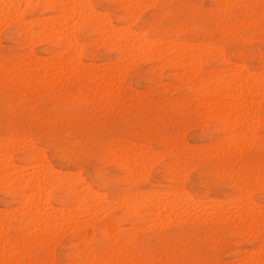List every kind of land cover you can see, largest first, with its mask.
Here are the masks:
<instances>
[{"label":"rangeland","instance_id":"1","mask_svg":"<svg viewBox=\"0 0 264 264\" xmlns=\"http://www.w3.org/2000/svg\"><path fill=\"white\" fill-rule=\"evenodd\" d=\"M12 1L24 5L23 22L0 18L5 24L0 26V143L13 147L5 156L15 177L34 171L43 179L42 195L34 202L38 208L33 206L29 217L48 220L53 233L38 237V222L18 228L24 196L37 192L1 183L0 255H6L0 264H264V0H74L111 27L138 33L121 45L138 47L141 40L142 48L164 45L175 51L185 45L198 47V53L186 57L178 51L168 59L125 51L119 58L94 24L72 18V24L80 22L69 27L76 58L65 62L69 68L63 66V72L47 69L46 81L32 62L50 65L53 49L61 51L60 58L67 53L49 42H26L20 33L25 26L36 34L38 19L51 13L45 0ZM74 62L82 63L78 68L84 72L72 73ZM101 74L115 75L106 89ZM219 75L244 77V86L258 92L213 103L207 101L210 86L203 92L189 84ZM122 157L140 164L130 172ZM71 181L94 191L90 197L100 200L94 211L81 203L90 199L83 200L86 193L80 200L66 193ZM241 193L250 196L242 201ZM246 205L256 212L247 213Z\"/></svg>","mask_w":264,"mask_h":264},{"label":"bare ground","instance_id":"2","mask_svg":"<svg viewBox=\"0 0 264 264\" xmlns=\"http://www.w3.org/2000/svg\"><path fill=\"white\" fill-rule=\"evenodd\" d=\"M15 1H17V0H15ZM24 1V0H23ZM31 1V0H30ZM29 1V2H30ZM35 1V0H34ZM37 2L39 1V0H36ZM18 2V1H17ZM42 2V1H41ZM71 2H73V3H71ZM75 1L74 0H45V2H42L43 3V7H44V9L46 10V11H49L50 13H51V16H49V18H45V19H38V21L36 22V24H38V28H39V30L38 31H36V34L35 33H32V31L28 28V27H22V29H21V37L24 39V41H26V42H31V41H33V40H36V41H39L40 43L41 42H49V44H52V46L53 47H58V48H61L62 49V51H64L65 53H67L66 54V56H64V57H62V58H60L59 57V54H58V52H61V51H56V50H54L53 49V51H51L50 52V54L52 55L51 57H53V59L54 60H50V61H53L54 63H49L50 65H44V64H42V63H37V62H32L33 64V66H34V68L35 69H41V70H43L42 72H43V74H42V77H41V80L43 81V80H45V76H46V74L48 73V70L50 71V69L51 68H53L54 67V69L56 70V69H58V70H64L63 69V66L64 67H68L67 65H64L65 64V62L70 58L71 60H73V59H75L76 57H74V54H75V51H76V43H75V38H74V36L71 34V32L69 31L70 30V25L71 26H73L74 24H72V18H75L76 20H78V21H80L81 23H83L85 26H91L92 27V24H94V29H96L97 30V32H99L100 34H99V36L101 37V39L103 40V39H105V41L107 42V41H110L111 43H109L108 45H111V47L113 46H115L116 48L115 49H117V51L120 53V55H119V53H117V55H119V58H120V56H121V53H123V52H127V53H129L130 52V54H132V52H139L140 53V51H142V50H144L145 52H147L148 53V55L150 56V54L151 55H153L154 56V54H158L160 57H162V58H168L169 59V56H171L172 54H176V52H178V51H180V52H182V55L181 56H185V55H187L186 57H188V55H189V53H191L192 51H195L196 50V52H197V50L198 49H196V48H198V47H196L197 45H199V44H197L195 47V49L193 48H189V47H187V46H185V45H183L182 47H180V48H177V49H175V47L176 46H173V45H171V46H173L174 48L173 49H175V51L174 50H170L169 48L168 49H166V48H164L165 46L164 45H160L161 47H159V48H153V47H145V48H142V43L140 42L141 40H140V38H139V45H138V47H136V45H130V44H127V45H121V42H120V40L121 41H128V40H131V39H133V38H131V39H128V37H130L131 35H134V34H138V33H134V34H132L133 32H130L129 30H126L125 28H117V27H115V25H114V27H111L110 26V24L108 23L109 21H106L104 18H100V17H97V16H95L94 14L96 13L95 11V13H93V10L91 9L90 10V8H88V7H86L87 6V4L85 5V6H78L79 4L78 3H74ZM80 2V1H79ZM25 3H27V1L25 2ZM84 3V2H83ZM220 4V3H219ZM20 5H22V4H20ZM20 5H18V4H16V3H14L12 0L11 1H9V0H0V18L2 17L3 19H6V18H8L9 20H11L9 17H13L15 20H16V22L18 23V24H22V22H23V18H22V16L20 15V12H19V8H20ZM222 5H224V4H222ZM22 6H24V5H22ZM39 6H41L40 4H39ZM78 7H80L79 9L82 11H76L75 9L76 8H78ZM82 7V8H81ZM135 7V6H134ZM129 8V7H128ZM98 11V10H97ZM19 12V13H18ZM86 12V15L85 16H83V14ZM88 12V13H87ZM258 12V11H257ZM107 13V12H106ZM221 13V12H220ZM103 14V13H102ZM96 15H100V14H96ZM138 17V16H137ZM1 18V19H2ZM0 19V20H1ZM2 19V20H3ZM107 19V18H106ZM74 20V19H73ZM14 21V20H13ZM25 21V20H24ZM77 21V24L78 23H80V22H78ZM125 21H127L126 23H129L128 21H129V18L127 19V20H125ZM131 21H132V19H131ZM9 22V21H8ZM33 22V21H32ZM25 23V22H24ZM247 23V22H246ZM7 24V23H6ZM26 24V23H25ZM77 24H75V25H77ZM3 25H5L4 23L3 24H1L0 26H3ZM28 25V24H27ZM74 25V26H75ZM129 25V24H128ZM89 28V27H86V28H89V29H92V28ZM96 27V28H95ZM94 29H92V31H94ZM236 29V28H235ZM131 30V29H130ZM34 32V31H33ZM138 32V31H137ZM35 34V36H33ZM125 34H127V35H125ZM139 36V35H138ZM141 36V35H140ZM133 37V36H132ZM136 38V37H135ZM134 38V39H135ZM142 38V37H141ZM100 40V39H99ZM136 40V42H137V39H135ZM155 40V39H154ZM35 41V42H36ZM142 42H144V40L142 41ZM157 42V41H156ZM166 42V41H165ZM193 42V41H192ZM95 43V42H94ZM102 43H103V41H102ZM108 43V42H107ZM126 43H128V42H126ZM145 43V42H144ZM164 43V42H163ZM28 44V43H27ZM113 44V45H112ZM174 44V43H173ZM24 45H26V44H24ZM78 45V44H77ZM188 45V44H187ZM132 46H135L136 48H133ZM144 46H146V45H144ZM153 46V45H152ZM164 46V47H163ZM169 46V45H168ZM190 46H191V44H190ZM212 47H214V48H216L214 45H211ZM10 47V46H9ZM112 47V49H114ZM210 47V46H209ZM153 48V49H152ZM220 48L221 47H219L218 49L220 50ZM172 49V48H171ZM217 49V50H218ZM52 50V49H51ZM214 51H216V49H213ZM214 51H210V52H213L214 53ZM63 52V53H64ZM79 52V51H78ZM206 52V51H205ZM216 52H218V51H216ZM215 52V53H216ZM133 53V54H134ZM153 53V54H152ZM198 53V52H197ZM184 54V55H183ZM196 54V53H195ZM200 54V53H199ZM221 54V53H220ZM65 55V54H64ZM147 55V56H148ZM174 55H172V56H174ZM176 55H178V53L176 54ZM176 55H175V57H174V59L175 58H177L176 57ZM204 55H206L205 53H204ZM69 56V57H68ZM134 56V55H133ZM136 56H138V55H136ZM157 55H155V57H156ZM215 56V55H214ZM221 56V55H220ZM50 57V58H51ZM132 57V56H131ZM217 57H219V56H217ZM49 58V59H50ZM79 58V57H78ZM117 58V57H116ZM136 58V57H135ZM157 58V57H156ZM162 58H160V59H162ZM178 58H183V57H178ZM185 58V57H184ZM190 58V57H189ZM193 58V57H192ZM191 58V59H192ZM203 58V57H202ZM23 59V58H22ZM48 59V60H49ZM69 59V60H70ZM171 59V58H170ZM219 59V58H218ZM221 59V58H220ZM24 60V59H23ZM45 60V59H44ZM79 60V59H78ZM117 60H119V59H117ZM128 60V59H127ZM133 60H135V59H133ZM182 60V59H181ZM180 60V61H181ZM190 60V59H189ZM192 60H194V59H192ZM197 60H199V59H197ZM6 61V60H5ZM75 61V60H74ZM140 61V60H139ZM175 61V60H174ZM177 61H178V59H177ZM184 61V60H183ZM183 61H182V63H183ZM23 62H25V61H23ZM69 62H71V61H69ZM80 62V61H79ZM79 62H74L73 63V65H72V63H70L71 64V66L73 67V69H72V67L69 69V70H72V73L73 72H76L77 70L79 71V70H81V68L79 69L78 67L82 64H80ZM184 62H186V61H184ZM228 62V61H227ZM67 63H68V61H67ZM113 63V62H112ZM111 63V64H112ZM197 63V62H196ZM19 64H20V62H19ZM184 64V63H183ZM189 64V63H188ZM109 65V64H108ZM112 65H114V64H112ZM129 65H133V64H130L129 63ZM229 65V64H228ZM107 66V65H106ZM128 66V65H127ZM238 66V65H237ZM236 65L234 66V67H237ZM80 67H82V66H80ZM243 67V66H242ZM9 68V67H8ZM14 68V67H13ZM69 68V67H68ZM94 68L95 67H93V69L92 70H94ZM217 68V67H216ZM223 68V67H222ZM226 68V67H225ZM241 68V67H240ZM48 69V70H47ZM98 69V68H97ZM106 69V68H105ZM111 69V68H110ZM185 69H187V68H185ZM228 69V68H227ZM243 68H241V70H242ZM53 70V69H52ZM230 70V69H229ZM234 70H236V69H234ZM245 70V69H244ZM25 71V70H24ZM66 71V70H65ZM81 71H83V70H81ZM106 71V70H105ZM126 71V70H125ZM238 71V70H237ZM61 72H63V71H61ZM67 72V71H66ZM70 72V71H69ZM84 72V71H83ZM96 72V71H95ZM113 72H114V70H113ZM190 72H191V70H190ZM59 73V72H58ZM82 73V72H81ZM121 73V72H120ZM236 73V72H235ZM16 74V73H15ZM92 75H93V73H91ZM90 74V72H89V74L88 75H91ZM96 74H98V73H96ZM124 74V73H123ZM193 74V73H192ZM226 74V73H225ZM231 74V73H230ZM262 74V73H261ZM69 75H70V73H69ZM102 76L104 75V74H101ZM220 75H222V74H220ZM217 76V77H211V78H213V79H211V78H209L210 79V81L208 80V81H206V82H203L202 80V82H197V83H189V84H193V86L196 88V89H199L200 91H205L206 90V86H210L211 88V90L209 91H206V92H208L209 94H208V99H207V101H211V102H217V101H219V100H229L230 98H231V96H233V94H235V96H233L234 97V99H235V97H236V99H239L238 98V96H240V94H243V92L244 93H246L247 95H248V97H250V96H252V95H250V94H252L253 93V95L256 93V92H258V90L256 91V89H257V87L254 89V88H252V87H254V86H252V87H248L247 85V87H245L244 86V82L242 83V81L241 80H243V79H246V78H244L243 77V79H241V80H239V79H237V77H239V76H237L236 78L234 77H230V76H227V75H223V76ZM242 75H243V73H242ZM263 75V74H262ZM108 76V75H107ZM115 75H110V76H108V78L107 77H104V78H107V79H105V83H103V81H102V83L104 84L103 86L105 87L104 89H106V86L105 85H111V83L113 82L112 80H113V77H114ZM120 76H122V75H120ZM174 76V75H173ZM248 76H251V75H249L248 74ZM254 76V75H253ZM19 77H21V76H19ZM18 77V78H19ZM92 77V76H91ZM94 77H99V75L98 76H94ZM184 77V76H183ZM206 77V76H205ZM246 77V76H245ZM70 78V77H69ZM248 78V77H247ZM261 78V77H260ZM88 79H90V78H88ZM98 79V78H97ZM115 79V78H114ZM196 79V78H195ZM250 80H251V78H249ZM100 80H102V79H100ZM120 80V79H119ZM121 80H122V77H121ZM205 80V79H204ZM253 80H255V79H253ZM259 80V79H258ZM262 80H263V78H262ZM3 81V80H2ZM41 81V82H42ZM46 81V80H45ZM116 81V80H115ZM199 81V80H198ZM247 81V80H246ZM191 82V81H190ZM246 83V82H245ZM255 83V82H254ZM98 84H99V82H98ZM98 84H96V85H98ZM195 84V85H194ZM249 84H251V83H249ZM262 83H260V85H261ZM263 85V84H262ZM114 86V85H113ZM98 87V89H99V86H97ZM102 87V86H101ZM92 88V87H91ZM194 88V89H195ZM190 90L192 91V88H190ZM189 90V91H190ZM246 90V91H245ZM254 90L256 91V92H254ZM108 91V90H107ZM197 91V90H196ZM203 91V92H204ZM98 92V91H97ZM205 92V93H206ZM112 93V92H111ZM110 94V93H109ZM237 94H238V96H237ZM262 95V94H261ZM96 97V96H95ZM241 97V96H240ZM254 98V97H253ZM70 99H72V98H70ZM257 99V98H256ZM246 101V100H245ZM226 103V102H225ZM227 104H230V102H227ZM227 104H225V105H227ZM237 104V103H236ZM238 104H241V103H238ZM255 104H257V103H255ZM234 106H236V105H234ZM255 106V105H254ZM230 107V106H229ZM239 108V107H238ZM241 108V107H240ZM256 109V108H255ZM235 110V109H234ZM237 111V110H236ZM259 111V110H258ZM229 112V111H228ZM254 112V111H253ZM224 113H226V112H224ZM246 113H248V112H246ZM228 114V113H227ZM256 115V114H255ZM263 115V114H262ZM221 117V116H220ZM245 117H247V115L245 116ZM256 117V116H255ZM254 117V118H255ZM214 118V117H213ZM239 118V117H238ZM249 118H250V116H249ZM228 119V118H227ZM240 119V118H239ZM256 119V118H255ZM240 122H242V121H240ZM228 124V123H227ZM255 124V123H254ZM242 126V125H241ZM229 127V126H228ZM243 127V126H242ZM226 128V127H225ZM217 130V129H216ZM241 130V129H240ZM226 132H228V131H226ZM225 133V132H224ZM231 134V133H230ZM227 135V134H226ZM10 136V135H9ZM223 137H224V135H222ZM228 136L230 137V135L228 134ZM238 136V135H237ZM14 137H16V136H14ZM4 138V137H3ZM7 139V138H6ZM22 139H24V138H22ZM0 140H2V138L0 139ZM8 140H9V138H8ZM14 140V139H13ZM18 140H19V138H18ZM25 140V139H24ZM4 141V140H3ZM12 140H10V142H11ZM27 141V140H26ZM26 141H24V142H26ZM29 141V140H28ZM6 142V141H5ZM13 142V141H12ZM231 142H233V141H231ZM235 142H237V141H235ZM22 143V142H21ZM37 143V142H36ZM229 143H230V141H229ZM27 145V144H26ZM23 146V145H22ZM29 146V145H28ZM32 146V145H31ZM27 147V146H26ZM33 147V146H32ZM11 148H13L11 145H10V143H5L4 144V142L3 143H0V156H1V158L3 157V156H5V154H6V151L8 150H10ZM15 148V147H14ZM35 149V148H34ZM37 149V148H36ZM38 155V154H37ZM8 156V155H7ZM124 156V155H123ZM129 156V155H128ZM6 157V156H5ZM5 157H4V160H3V162H1L0 163V170L2 171V169H1V167L3 168V173H1L0 174V184L1 183H4V182H6V181H9L10 182V184H9V186L11 187V186H15L14 184H16V185H18V186H22V187H24V188H29L30 190H32V192H37L36 194L35 193H33V194H29V196L27 197V196H24V197H26L25 199H24V197H23V201L27 204V205H25V208H26V210L25 211H22V212H19L20 214L17 216V218H20V224H19V221H18V228H20L22 225H23V223H24V225H31V226H33V227H35L37 224V222L39 223V225H41L42 227H41V229L39 228V232H37V233H39V234H37L38 235V237H41V236H45L44 238H46V237H48V234H52L53 232H51L50 233V231H48V228H49V226L51 225V223H49V221L48 220H45V219H43L42 221L40 220V222L37 220V221H32V219L29 217V214H31V215H33L32 213H31V211H35V210H33L34 208H33V206L34 207H37L38 208V206H36V204H34V202H36L37 200H40V195H42V194H39L38 195V192L40 191V189L42 188H40V184H39V182L40 183H42V181H43V179H40V177H38L37 175V173L35 174L34 173V171H33V173H31V175L30 176H26V177H23L25 174H27L26 173V171H25V174L23 175L22 174V177L23 178H21V179H18V178H20V177H18L17 178V176L15 177L14 176V174H16L14 171L16 170L15 168H13V167H11V166H9V164H11V162L9 163V159H7V157H6V159H5ZM128 158V157H127ZM3 159V158H2ZM131 159V158H130ZM130 159H126L125 158V160L123 159V157L122 158H120V160H123L124 162H122L123 163V165L122 166H124V167H126L130 172H131V169H135L136 170V168L138 167V165L136 166V164H140V163H137V161H138V159H135V157L133 158L132 157V159L131 160H133L134 159V161H136V162H134V161H128V160H130ZM134 162V163H133ZM136 163V164H135ZM47 165H49V164H47ZM27 166V165H26ZM167 166V165H166ZM25 167V166H24ZM32 167V166H31ZM168 167V166H167ZM164 168V167H163ZM26 169V168H25ZM149 169V168H148ZM36 170V169H35ZM53 170V169H52ZM81 170V169H80ZM134 170V171H135ZM46 171V170H45ZM67 171V170H66ZM66 171H65V173L64 174H66ZM78 171V170H77ZM76 171V172H77ZM133 171V172H134ZM173 171V170H172ZM14 172V173H13ZM75 172V171H74ZM53 172H50V175H49V178L51 179L52 177H50L51 176V174H52ZM55 173V172H54ZM71 173V171L69 172V175H71L70 174ZM78 173V172H77ZM138 173V172H137ZM146 173V172H145ZM228 173V172H227ZM63 174V175H64ZM130 174H132V173H130ZM171 174V173H170ZM16 175H18V173L16 174ZM173 175V174H172ZM21 176V175H20ZM39 176H42V178H45L46 177V175L43 177V175H39ZM59 176H62V175H59ZM70 177V176H69ZM77 177V176H76ZM132 177V176H131ZM143 177V176H142ZM57 178H59V177H57ZM68 178V177H67ZM74 178V177H73ZM129 178V177H128ZM140 178H141V176H140ZM63 179V178H62ZM69 179V178H68ZM77 179V178H76ZM79 179V178H78ZM77 179V180H78ZM39 180H41V181H39ZM129 180V179H128ZM166 180V179H165ZM250 180V179H249ZM46 181H49V179L48 180H46ZM79 181V180H78ZM80 181H81V178H80ZM79 181V182H80ZM147 181V180H146ZM8 182V183H9ZM44 182V181H43ZM51 182V181H50ZM50 182H49V184H50ZM47 183V182H46ZM72 183V184H71ZM71 183H70V185L68 184V187H67V194H69L70 196H72V197H74V198H78V200H80V199H82V198H80L82 195H84L85 193V198H83V200H85V201H87L86 200V197L87 198H90V199H88V201L86 202V203H84V202H82L81 201V203L83 204V206H84V208L85 209H87L89 212H90V209L92 210V208H93V211H94V209L96 208V206L95 205H99V202H100V200H98L99 198H97L96 196L97 195H95V197L97 198V200H95V199H92V197H90V194H92L91 196H93V194H95V193H91V191H89L88 189H87V186L86 187H84V186H82L81 188L79 187V185H77V184H79L77 181H76V183L75 184H73L74 182L73 181H71ZM64 184V183H63ZM80 184H83V182H81ZM2 185V184H1ZM260 185H262V184H260ZM3 186V185H2ZM62 186H64V185H62ZM227 187V186H226ZM239 187V186H238ZM52 188V187H51ZM44 189V188H43ZM47 189V188H46ZM171 189H173V188H171ZM240 189V188H239ZM243 189V188H242ZM257 189V191H259L258 190V188H256ZM261 189V188H260ZM39 190V191H38ZM45 190V189H44ZM150 190V189H149ZM166 190V189H165ZM168 190V189H167ZM251 190V189H250ZM42 191V190H41ZM40 191V192H41ZM240 191V190H239ZM244 191V190H243ZM253 191V190H252ZM30 192V191H29ZM143 192V191H142ZM160 192V191H159ZM97 193V192H96ZM145 193V192H144ZM155 193H157V192H155ZM161 193V192H160ZM246 193V192H245ZM20 194V193H19ZM46 194V193H45ZM150 194V193H149ZM163 194V193H162ZM167 194V193H166ZM250 194V193H249ZM249 194H247V196L249 195ZM23 195V194H22ZM28 195V194H27ZM99 195V194H98ZM130 194H128V196H129ZM138 195H139V192H138ZM143 195V194H142ZM147 195V194H146ZM241 199L242 198H245V197H247L246 196V194H244V193H241ZM245 197H244V196ZM99 196H101V195H99ZM104 196V195H103ZM144 196V195H143ZM167 196V195H166ZM170 196V195H169ZM250 196V195H249ZM17 197H18V195H17ZM21 197V196H20ZM95 197H93V198H95ZM129 197H131V196H129ZM134 197V196H133ZM146 197V196H145ZM43 200H44V198H43V196L41 197ZM74 198H72V200L74 199ZM128 198V197H127ZM138 198V197H137ZM157 198V197H156ZM22 200V199H21ZM20 199H19V201H21ZM126 200L127 199H124V201H123V208H124V211L125 210H128V207L127 206H129V204H127L126 203ZM129 200V199H128ZM145 200V199H144ZM149 200H150V198H149ZM158 200H160V199H158ZM171 200V199H170ZM245 200V199H244ZM77 201V200H76ZM75 201V202H76ZM119 201V200H118ZM135 201V200H134ZM166 201V200H165ZM164 201V202H165ZM169 201V200H168ZM174 201V200H173ZM242 201H243V199H242ZM241 201V202H242ZM246 201H248V200H246ZM251 201V200H250ZM250 201H248V203H250ZM23 202V203H24ZM38 202V201H37ZM79 202V201H78ZM113 202H114V200H113ZM121 202V201H120ZM128 202V201H127ZM155 202H157V201H155ZM163 202V203H164ZM245 202V201H244ZM24 203V204H25ZM102 203V202H101ZM101 203H100V206H102L101 205ZM166 203V202H165ZM169 203V202H168ZM243 203V202H242ZM247 203V202H246ZM246 203H244V204H246ZM73 204V203H72ZM80 204V203H79ZM84 204H86V205H84ZM127 204V205H126ZM254 204V203H253ZM133 205V204H132ZM136 205H138V204H136ZM157 205V204H156ZM248 205V204H247ZM246 205V206H247ZM251 205V204H250ZM255 205V204H254ZM18 206H20V204L18 205ZM47 206V205H46ZM75 206V205H74ZM80 206V205H79ZM162 206H164V205H162ZM161 206V207H162ZM165 206H167V205H165ZM165 206L164 207H162V208H165ZM260 206H262V205H260ZM51 207V206H50ZM95 207V208H94ZM99 207V206H98ZM136 208H137V206H135ZM169 207V206H168ZM167 207V208H168ZM263 207H264V205H263ZM11 208H13V207H11ZM65 208V207H64ZM69 208V207H68ZM75 208V207H74ZM81 208V207H80ZM153 208V207H152ZM154 208H156V207H154ZM160 208V207H159ZM159 208H156V210H153V209H150V210H153V211H158V209ZM254 208L255 207H252V206H247V213H249L248 211H253L254 210ZM79 209V208H78ZM249 209V210H248ZM46 210V209H45ZM74 210V209H73ZM129 210H131V208L129 209ZM165 211L166 210H170V209H164ZM164 210H162V212L164 211ZM36 211H40V210H36ZM82 211V210H81ZM87 211V212H88ZM255 211V210H254ZM86 212V211H85ZM96 212H98V211H96ZM95 212V213H96ZM152 211H150V213H149V210H148V213L149 214H151V215H154L153 213H151ZM170 212H172V211H170ZM246 212V211H245ZM256 212V211H255ZM33 213H36V212H33ZM40 213H42V212H40ZM50 213H53V211L52 212H50ZM161 212H159L158 214H160ZM187 213V212H186ZM251 213H253V212H251ZM15 214H16V212H15ZM46 213H44V215H45ZM187 214H190L189 212L187 213ZM257 214H260V213H258L257 212ZM6 215V214H5ZM44 215H42V218H43V216ZM53 215H55V214H53ZM252 215V214H251ZM261 215V214H260ZM90 216H92V215H90ZM90 216H89V218H90ZM158 216H160V215H158ZM245 216H247V215H245ZM257 216V215H256ZM256 216H254V217H256ZM263 216H264V214H263ZM8 217V216H7ZM93 217H95V216H93ZM157 217V216H156ZM191 217V216H190ZM251 217V216H250ZM37 218V217H36ZM45 218V217H44ZM53 218V217H52ZM72 218H74V217H72V215H71V218L69 217V219H70V221L72 220ZM140 218V217H139ZM39 219H41V218H39ZM51 219V218H50ZM69 219L68 220H64V221H67V223L68 222H70L69 221ZM150 219H152L151 217H150ZM249 220V219H248ZM260 221V220H259ZM4 222V221H3ZM72 222H74V221H71V223ZM92 222V221H91ZM66 223V222H65ZM70 223V224H71ZM254 223V222H253ZM72 224H74V223H72ZM71 224V225H72ZM6 225V224H5ZM59 225H61V224H59ZM251 225H253V224H251ZM2 226H4V223H3V225H1V223H0V227H2ZM32 227V228H33ZM161 227V226H160ZM3 228V227H2ZM22 229L24 228V226L23 227H21ZM64 228H66V226L65 227H63V229ZM122 228V227H121ZM257 228V227H256ZM1 229V228H0ZM33 229H37V228H33ZM74 229V228H73ZM75 229H78V228H75ZM240 229V228H239ZM18 230V232H19V229H16V231ZM29 230V229H28ZM38 230V229H37ZM59 230V229H58ZM245 230V229H244ZM22 232V230H20V233ZM20 233H16V234H18V235H15L16 237H18L19 236V234ZM110 233V232H109ZM7 234V233H6ZM5 234V235H6ZM37 235H35V236H33V237H37ZM50 235H49V238H50ZM54 235V234H53ZM78 235V234H77ZM128 235V234H127ZM4 236V235H3ZM12 236H13V234H12ZM15 236H13V237H15ZM118 236V235H117ZM1 237V236H0ZM5 237V236H4ZM30 237H32V236H30ZM31 238V240L33 239V240H35L34 238ZM43 237H41V238H43ZM61 237V236H60ZM41 238H39L40 240H41ZM14 239V238H13ZM23 239V238H22ZM46 239H48V238H46ZM46 239H44V240H46ZM58 239H60V238H58ZM4 242H6V240L7 239H2ZM113 240H117V239H114L113 238ZM8 242V241H7ZM113 242V241H112ZM115 243V242H114ZM6 245L8 244V243H5ZM33 244V243H32ZM6 245H4L5 247H6ZM38 246H40V245H38ZM27 248V247H26ZM35 248V247H34ZM38 248V247H37ZM8 250H10V249H8ZM4 251V250H3ZM2 252V251H1ZM8 253H11V252H8ZM27 253V252H26ZM32 253V252H31ZM113 254V253H112ZM6 254H4V253H2L1 255H0V257H4Z\"/></svg>","mask_w":264,"mask_h":264}]
</instances>
